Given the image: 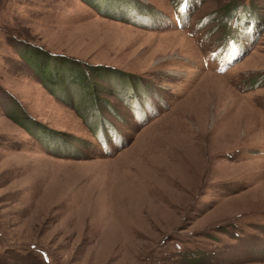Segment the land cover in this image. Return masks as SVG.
<instances>
[{
  "label": "rangeland",
  "instance_id": "rangeland-1",
  "mask_svg": "<svg viewBox=\"0 0 264 264\" xmlns=\"http://www.w3.org/2000/svg\"><path fill=\"white\" fill-rule=\"evenodd\" d=\"M0 264H264V0H0Z\"/></svg>",
  "mask_w": 264,
  "mask_h": 264
},
{
  "label": "trees",
  "instance_id": "trees-1",
  "mask_svg": "<svg viewBox=\"0 0 264 264\" xmlns=\"http://www.w3.org/2000/svg\"><path fill=\"white\" fill-rule=\"evenodd\" d=\"M237 8H238V7H236V8L233 9V10H231V11L229 12V14L231 15V14H232V11H235ZM50 83H52V81H50Z\"/></svg>",
  "mask_w": 264,
  "mask_h": 264
},
{
  "label": "bare ground",
  "instance_id": "bare-ground-1",
  "mask_svg": "<svg viewBox=\"0 0 264 264\" xmlns=\"http://www.w3.org/2000/svg\"><path fill=\"white\" fill-rule=\"evenodd\" d=\"M6 172V171H5ZM29 192V191H28Z\"/></svg>",
  "mask_w": 264,
  "mask_h": 264
}]
</instances>
